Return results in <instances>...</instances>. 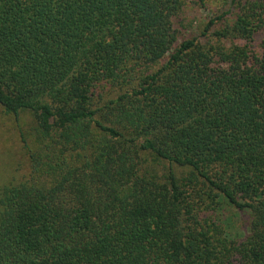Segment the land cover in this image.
I'll use <instances>...</instances> for the list:
<instances>
[{"label":"trees","instance_id":"trees-1","mask_svg":"<svg viewBox=\"0 0 264 264\" xmlns=\"http://www.w3.org/2000/svg\"><path fill=\"white\" fill-rule=\"evenodd\" d=\"M186 3L0 0V107L34 121L0 264H264V0L205 42ZM222 203L250 211L243 241L201 218Z\"/></svg>","mask_w":264,"mask_h":264},{"label":"rangeland","instance_id":"rangeland-1","mask_svg":"<svg viewBox=\"0 0 264 264\" xmlns=\"http://www.w3.org/2000/svg\"><path fill=\"white\" fill-rule=\"evenodd\" d=\"M183 21L180 24L182 34L186 37L200 36L202 42L210 36L202 37L206 25L230 6V0H186ZM234 13L227 15L222 21H216L214 30L224 27L234 20ZM257 36L256 48L264 40V31ZM210 41H214L212 38ZM263 44V43H262ZM114 94L113 89H106L104 96ZM16 122L13 116L6 114L0 107V187L9 182H16L26 178L29 174V160L21 141L20 132L23 130L27 135L34 127L33 116L25 112L21 115V121ZM29 138H32L29 136ZM160 173L164 174V165L160 166ZM186 171V169H184ZM200 212L202 219L207 218L209 223L217 224V229L223 230V237L229 241L241 242L246 239L251 230L252 216L248 210H240L226 203L213 207L203 206Z\"/></svg>","mask_w":264,"mask_h":264}]
</instances>
